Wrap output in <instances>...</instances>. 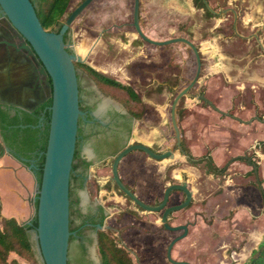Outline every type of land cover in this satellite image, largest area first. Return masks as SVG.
Here are the masks:
<instances>
[{
	"label": "water",
	"instance_id": "obj_1",
	"mask_svg": "<svg viewBox=\"0 0 264 264\" xmlns=\"http://www.w3.org/2000/svg\"><path fill=\"white\" fill-rule=\"evenodd\" d=\"M0 16V135L7 147L0 158L3 214L36 226L29 232L44 264H69L70 184L85 113L77 69H87L97 79L131 90L142 107L139 134L147 144L130 143L115 156L112 180L146 210H163L175 190L186 194L161 218L172 230L184 229L168 246L175 261L172 248L188 226L170 225L168 215L190 205L192 189L186 181L169 184L161 203L148 204L122 180L119 164L134 150L158 159V165L174 162L175 150L183 151L178 116L200 77L198 46L184 36L147 35L140 0H72L59 31L44 27L33 0H0ZM186 157L207 160L214 171L209 156Z\"/></svg>",
	"mask_w": 264,
	"mask_h": 264
},
{
	"label": "rangeland",
	"instance_id": "obj_2",
	"mask_svg": "<svg viewBox=\"0 0 264 264\" xmlns=\"http://www.w3.org/2000/svg\"><path fill=\"white\" fill-rule=\"evenodd\" d=\"M236 3H239L244 20L250 16L253 18L251 24L241 19L235 22L239 33L252 32L250 25L253 23H264V0H210L216 10ZM71 4L72 0L62 20L68 16ZM204 10L193 0H141L140 7L143 29L148 35L166 39L185 34L201 51L203 63L199 81L186 97L178 116L186 153L194 158L207 154L212 157L214 166L221 168L237 154L250 152L259 162V175L244 160H236L225 172L215 174L206 161H191L179 148L175 150L174 162L160 165L158 159L146 152L134 150L121 160L120 174L127 176L138 196L148 202L161 200L170 183L188 181L194 192L191 205L174 212L171 217L173 224L189 223L188 235L174 245L172 254L175 259L192 264H244L264 238V143L255 147L258 142H264V123L251 121L255 112H263L257 103L264 105V55H261L260 47L250 46L254 38L248 42V37L233 31L232 17L225 19L226 14H222L211 18ZM218 22L223 25L214 28ZM259 26L256 25L255 30L264 38V27L258 29ZM172 44L187 45L182 42ZM77 72L86 105L102 108V113L108 110L125 113L126 107L118 99L121 92L110 89L114 92L106 93L107 88L98 84L84 69H77ZM201 93L222 110L250 120V124L240 123L214 109L204 102ZM93 113L100 118L97 110ZM141 122L142 117L132 120L128 142L147 144L139 134ZM81 129L82 133L91 131L85 121ZM90 141L91 136L81 145L83 154L97 162L87 170L88 180L91 179L92 186H95L112 176L113 156L98 162L94 159ZM87 181L84 187L76 189L82 210L89 212L96 204L95 200H100L108 211V223L123 231L121 239L133 251L131 256L135 264H176L168 259L167 248L181 231L168 230L160 225L162 211H141L117 188L103 191L102 195L99 191L91 194ZM181 197L182 192L175 191L171 202L178 203ZM74 219L76 224L80 221L78 213ZM90 232L87 230L88 234ZM30 236L38 264H44L37 240L32 232ZM114 236L121 241L118 235ZM92 250H95V244H92ZM95 257L97 264H101L98 255ZM13 258L21 264H35L16 252L9 255L10 260ZM69 261L86 264L78 239L70 242Z\"/></svg>",
	"mask_w": 264,
	"mask_h": 264
},
{
	"label": "flooded vegetation",
	"instance_id": "obj_3",
	"mask_svg": "<svg viewBox=\"0 0 264 264\" xmlns=\"http://www.w3.org/2000/svg\"><path fill=\"white\" fill-rule=\"evenodd\" d=\"M194 1V0H193ZM204 1V0H203ZM208 2L210 3V0H208ZM205 3V2H204ZM230 3H233V2H230ZM206 5V3H205ZM140 7H141V0H140ZM206 7L208 8V6L206 5ZM212 7V6H211ZM249 7V6H247ZM69 8V6H68ZM67 8V10H68ZM203 8V7H202ZM205 9V8H204ZM212 13L213 15H210L209 17H221L222 14H226L225 16V19H229V16L232 17L233 19V22H232V27H233V31L237 34H239L240 36H246L248 37L247 41L248 42H251V38H254V42L250 45L251 47H254L256 46L257 48H259L260 50H262V53L261 55H264V38L262 37V35L257 31L255 30V27L256 25H261L258 27V29L264 27V23H253V25H250L252 26V29L253 31L252 32H248L247 34H242V33H239L238 30L235 28V22L238 21L239 19L243 20L244 23L248 24V23H252V16H250L248 18V20H244V15L241 13L240 9H239V3H236L234 4V6H230V5H226V6H222L220 10H216L214 8H212L213 10H211L210 8H208ZM67 12V11H66ZM205 14L206 13V9L204 10ZM252 15V14H251ZM1 17V16H0ZM64 21V20H62ZM220 25H223V24H220L219 22L217 24L214 25V28H218ZM246 26V25H245ZM247 27V26H246ZM212 28V29H214ZM211 29V31H212ZM144 30V29H143ZM145 32V31H144ZM223 34H226V31L225 30H222ZM146 33V32H145ZM147 34V33H146ZM148 35V34H147ZM150 36V35H149ZM178 36H184V37H187L185 34H181V35H178ZM219 36H222V33H219ZM151 37V36H150ZM175 37V36H173ZM154 38V37H152ZM170 38V37H169ZM189 38V37H187ZM156 39V38H155ZM167 39V38H166ZM190 39V38H189ZM158 40H163V39H158ZM193 41V40H192ZM194 42V41H193ZM176 43V42H174ZM182 43H185V42H182ZM187 44V43H185ZM188 45V44H187ZM199 51H200V48L198 47ZM200 54H201V51H200ZM201 59H202V55H201ZM203 63V62H202ZM200 78V77H199ZM199 81V80H198ZM79 88H80V107L81 109L85 112V115L82 116L80 118V121H79V126L81 127V124L83 121L86 122V124H89V126L91 127V131H87L86 133H79V130H78V139L79 142H80V145L82 144V141L91 136V148H92V152H93V155H94V159L98 160V162H101V161H104L106 159V157H108L109 155L113 156V161H114V158L115 156L122 150L124 149L127 145H129L130 143H134V142H128V137L129 135L131 134V122L132 120L134 119H137L135 117H132L127 109L125 111V113L123 112H118V111H112V112H109V110L106 112V113H102V108H98L97 106L94 107L93 105H86L83 101V98H82V95H81V91H82V88H81V85H80V81H79ZM200 97L204 100L205 103L209 104L210 106H212L214 109L220 111L221 113H224V114H228L234 118H236L240 123H246V125H249L250 124V120H243L242 118H240L239 116L235 115V114H231V113H228L227 111L225 110H222L221 108H219L216 104H214L210 99H208L204 93H201L200 94ZM45 103V102H44ZM260 107L259 109L261 108L263 112H260L261 114H257L256 112L254 113L253 115V119L251 121H259L260 123H264V105L263 104H260V103H257ZM41 106V105H40ZM39 106V107H40ZM38 108V107H37ZM36 108V109H37ZM257 108V107H256ZM35 109V110H36ZM34 110V111H35ZM97 110L98 113L100 114V118L97 117L93 112ZM33 112V111H31ZM102 114H104L102 116ZM108 119L106 120V122H104L103 120L105 119ZM264 142H258L255 147L257 148V146H261ZM181 145L183 147V152L187 155L186 153V148L184 147L185 144H183V139H181ZM81 148H82V145H81ZM143 151V150H141ZM257 151V150H256ZM6 152H7V148H6ZM5 152V153H6ZM133 152V151H132ZM144 152V151H143ZM83 153V152H82ZM131 153V152H130ZM129 153V154H130ZM128 155V154H127ZM126 155V156H127ZM190 155V154H188ZM4 156V155H3ZM2 156V157H3ZM125 156V157H126ZM191 156V155H190ZM206 156H209V155H203L199 158H204ZM192 157V156H191ZM212 160V165L214 167V171L212 170L213 173L215 174H219V173H223L225 172L228 167H229V164L236 161V160H244L248 165L252 166L253 168V171L256 175H259V162L258 160L256 159L255 156H252V154L250 152L246 153L245 151L243 153H240V154H237L236 156L232 157L223 167L221 168H217L216 166H214V162H213V159L211 156H209ZM194 158V157H193ZM89 160H91L90 158H88ZM198 159V158H196ZM92 161V165H94L95 163H97L96 161L94 160H91ZM203 161H206L207 164H208V161L207 160H203ZM121 162V161H120ZM113 165V163H112ZM209 166V164H208ZM119 172H120V164H119ZM122 180L125 182V184L130 188L132 189V191L134 193H136V191L133 189V187L129 184L128 181H126V179L124 178V176L122 174H120ZM124 178V179H123ZM100 182L101 180L98 179ZM186 181L188 183L187 180H182V182ZM109 182H111V186H109ZM182 182H179V183H182ZM102 184H96V185H99V189L98 191L100 192V195H102L101 193L103 191H106V192H110L113 188H116L115 184H117L116 182H114L112 180V176H110V178L107 180H104V182H101ZM175 183V182H174ZM172 184V183H170ZM101 185V186H100ZM188 186L190 187V185L188 184ZM168 187V186H167ZM166 187V188H167ZM165 188V190H166ZM262 188V186H261ZM121 189V188H120ZM190 189H192L190 187ZM123 191V190H122ZM175 191H180L182 192V197H181V200L180 202H183L186 198V194L183 190H175ZM173 191L171 194H170V197H169V200L166 204V206L164 207L167 208L168 206H171V205H174V204H178V203H172L171 202V196L172 194L175 192ZM193 191V190H192ZM124 192V191H123ZM165 192V191H164ZM125 193V192H124ZM126 194V193H125ZM137 194V193H136ZM194 194V192H193ZM124 195V194H122ZM127 195V194H126ZM138 195V194H137ZM125 196V195H124ZM128 196V195H127ZM125 196L127 199H130L132 200L129 196L127 197ZM164 196V194H163ZM80 197V196H79ZM140 197V196H139ZM141 198V197H140ZM142 199V198H141ZM143 200V199H142ZM163 200V198L161 200H155L154 202H148V201H145L146 203L148 204H153V205H157L159 203H161V201ZM193 200V198H192ZM96 204L94 205V207H92V209L85 213L83 210H82V207L80 206L81 204V198H80V201H79V204H78V208H79V211H78V215H79V219L80 221L76 224L75 228L72 230L73 233L75 234V238L74 239H78L79 243H80V246L82 247V251H83V260L86 262V264H97V260H96V257L95 255H98L99 257V260H100V263L102 264L101 262V258H100V255H99V252H98V230L99 229H103V228H108L110 230L113 231V234H116L118 235V237L121 239V236H123V231H121L120 229H118L114 224H109L108 221H107V218H108V211L106 210L105 206L100 202L99 199H96ZM99 201V202H98ZM133 201V200H132ZM134 202V201H133ZM192 202V201H191ZM191 202H190V205H191ZM137 205L138 208L141 209V211L145 212V211H148V212H160L162 211V214H161V217H160V221H161V218H162V215H163V210H158V211H153V210H146L142 207H140L137 203H135ZM189 205V206H190ZM187 206V207H189ZM185 207V208H187ZM183 209V208H182ZM181 210V209H179ZM178 210H174L172 212L169 213L168 215V223L172 226H176V225H180V224H184V225H187L188 226V232L185 236L188 235L189 233V223L187 222H181L179 224H173L171 222V217L173 215L174 212H176ZM156 222H159V220H156ZM160 225L165 228V229H168V230H172L170 228H168L164 222L161 221ZM158 229V227H157ZM87 230H90L91 232L88 234L87 233ZM172 231H181L179 232L178 234H176L174 236L177 237L178 235L180 234H183L184 233V229H180V230H172ZM184 236V237H185ZM182 237V238H184ZM173 238V239H174ZM180 238V239H182ZM73 239V240H74ZM172 239V240H173ZM179 239V240H180ZM127 249L130 250V253L132 254L133 251L124 243V240L121 239L120 241ZM171 243V242H170ZM92 244H95V250L93 251L92 250ZM176 244V243H175ZM174 244V245H175ZM169 246V245H168ZM174 248V246H173ZM173 248H172V252H173ZM69 251H70V247H69ZM171 252V254H172ZM167 256H168V259L171 261V262H174L176 263V261H187V260H177L173 257V254H172V257L175 261H172L168 255V248H167ZM189 262V261H187ZM191 263V262H190ZM178 264V263H176ZM192 264V263H191Z\"/></svg>",
	"mask_w": 264,
	"mask_h": 264
},
{
	"label": "trees",
	"instance_id": "obj_4",
	"mask_svg": "<svg viewBox=\"0 0 264 264\" xmlns=\"http://www.w3.org/2000/svg\"><path fill=\"white\" fill-rule=\"evenodd\" d=\"M39 18L47 30L59 31V27L62 24V17L66 13L70 0H33ZM196 6L206 9L207 15H213V13L206 7L203 0H194ZM98 84L104 86L106 93L114 92L110 89H116L122 94L118 96V99L124 104L128 113L135 118L142 117V107L133 96L131 90L115 87L112 83L95 78L87 69H84ZM116 94V93H115ZM82 132L79 126V133ZM6 145L3 142L0 135V158L6 152ZM92 161L84 156L79 140H77V146L75 151V157L73 162L71 184H70V228L73 230L76 226L74 215L78 213V204L80 197L76 193V189L85 186V179L87 177V170L91 166ZM88 188L91 194H96L99 189V185L92 186L91 179L87 181ZM111 186V182L108 184ZM116 188L121 194L127 196L120 187L115 184ZM128 197V196H127ZM0 264H21L17 258L9 259V255L12 252L25 257L27 260L38 264V258L33 242L31 240L29 230L34 225L24 226L15 216H5L2 212V203L0 198ZM75 238V234L72 233L70 242ZM98 252L101 258L102 264H135L130 250L127 249L113 234V231L108 228L98 230ZM69 264H72L69 261ZM244 264H264V238L259 243L258 248L253 250L249 261Z\"/></svg>",
	"mask_w": 264,
	"mask_h": 264
},
{
	"label": "crops",
	"instance_id": "obj_5",
	"mask_svg": "<svg viewBox=\"0 0 264 264\" xmlns=\"http://www.w3.org/2000/svg\"><path fill=\"white\" fill-rule=\"evenodd\" d=\"M85 156V155H84ZM86 157V156H85ZM2 158V157H1ZM123 175V174H122ZM124 178L126 179V181H127V176H124ZM0 198H1V195H0ZM12 216H15V217H17L16 215H12Z\"/></svg>",
	"mask_w": 264,
	"mask_h": 264
}]
</instances>
